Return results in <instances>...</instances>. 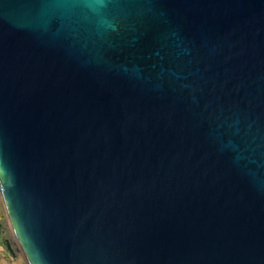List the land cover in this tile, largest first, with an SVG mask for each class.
Here are the masks:
<instances>
[{
  "label": "water",
  "instance_id": "1",
  "mask_svg": "<svg viewBox=\"0 0 264 264\" xmlns=\"http://www.w3.org/2000/svg\"><path fill=\"white\" fill-rule=\"evenodd\" d=\"M0 211L16 264H264V0H0Z\"/></svg>",
  "mask_w": 264,
  "mask_h": 264
},
{
  "label": "crops",
  "instance_id": "2",
  "mask_svg": "<svg viewBox=\"0 0 264 264\" xmlns=\"http://www.w3.org/2000/svg\"><path fill=\"white\" fill-rule=\"evenodd\" d=\"M1 211H0V264H16L19 253L18 249L10 250L5 242V234L3 233V225H1ZM5 231V230H4Z\"/></svg>",
  "mask_w": 264,
  "mask_h": 264
},
{
  "label": "rangeland",
  "instance_id": "3",
  "mask_svg": "<svg viewBox=\"0 0 264 264\" xmlns=\"http://www.w3.org/2000/svg\"><path fill=\"white\" fill-rule=\"evenodd\" d=\"M1 225H3V233L5 234V242L8 245V247L10 248V250L13 252V249H18V245H17V241L15 239V236L13 234L12 228L9 224V221L7 218L3 217L1 215ZM19 252V249H18Z\"/></svg>",
  "mask_w": 264,
  "mask_h": 264
}]
</instances>
